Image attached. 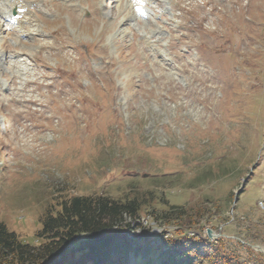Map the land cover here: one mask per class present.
Masks as SVG:
<instances>
[{
  "label": "rangeland",
  "instance_id": "rangeland-1",
  "mask_svg": "<svg viewBox=\"0 0 264 264\" xmlns=\"http://www.w3.org/2000/svg\"><path fill=\"white\" fill-rule=\"evenodd\" d=\"M263 134L264 0H0V219L26 242L54 196L138 186L217 213L183 233L142 214L126 264L207 228L264 264Z\"/></svg>",
  "mask_w": 264,
  "mask_h": 264
},
{
  "label": "trees",
  "instance_id": "trees-1",
  "mask_svg": "<svg viewBox=\"0 0 264 264\" xmlns=\"http://www.w3.org/2000/svg\"><path fill=\"white\" fill-rule=\"evenodd\" d=\"M260 140L263 144L264 134ZM167 202L162 194L140 191L138 186L120 197L102 193L54 196L37 219V244L20 238L0 219V264H110L113 257H118L114 264H126L132 254L141 257L137 251L150 240L134 233L142 214L166 226L175 223L176 232L183 233L217 213L207 203L188 206ZM198 241L166 239L152 248L149 264L155 260L160 264H231L229 256L207 249V238Z\"/></svg>",
  "mask_w": 264,
  "mask_h": 264
},
{
  "label": "water",
  "instance_id": "water-1",
  "mask_svg": "<svg viewBox=\"0 0 264 264\" xmlns=\"http://www.w3.org/2000/svg\"><path fill=\"white\" fill-rule=\"evenodd\" d=\"M244 182H245V179L241 183V187L236 192H234L232 206H234L236 204L237 199H238V195L241 192L242 187L244 186ZM206 232H207V235H208L209 238H213L214 236H217L218 235V234H214L213 230H211L210 228H207ZM263 252H264V250H263Z\"/></svg>",
  "mask_w": 264,
  "mask_h": 264
},
{
  "label": "bare ground",
  "instance_id": "bare-ground-1",
  "mask_svg": "<svg viewBox=\"0 0 264 264\" xmlns=\"http://www.w3.org/2000/svg\"><path fill=\"white\" fill-rule=\"evenodd\" d=\"M263 250V249H262Z\"/></svg>",
  "mask_w": 264,
  "mask_h": 264
}]
</instances>
